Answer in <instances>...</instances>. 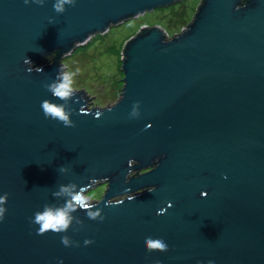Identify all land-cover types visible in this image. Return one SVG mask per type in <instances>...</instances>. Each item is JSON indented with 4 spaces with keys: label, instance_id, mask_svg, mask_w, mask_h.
Listing matches in <instances>:
<instances>
[{
    "label": "water",
    "instance_id": "water-1",
    "mask_svg": "<svg viewBox=\"0 0 264 264\" xmlns=\"http://www.w3.org/2000/svg\"><path fill=\"white\" fill-rule=\"evenodd\" d=\"M180 1L76 0L60 14L55 0H0V264H264V0H201L172 37L142 27L114 104L45 88L94 36ZM44 100L72 110L75 127L46 119ZM105 184L89 201L102 222L77 210L67 232L37 234L34 213L70 200L52 195L61 185ZM147 237L169 250L149 253Z\"/></svg>",
    "mask_w": 264,
    "mask_h": 264
},
{
    "label": "rangeland",
    "instance_id": "rangeland-1",
    "mask_svg": "<svg viewBox=\"0 0 264 264\" xmlns=\"http://www.w3.org/2000/svg\"><path fill=\"white\" fill-rule=\"evenodd\" d=\"M200 2L201 0H182L167 8H159L118 28L113 26L106 36L96 35L86 45L77 47L63 59L71 71L79 69L74 77V89L85 90L96 98L94 106L114 104L119 99L124 84L121 66L126 42L144 26H161L172 33V36L176 29L180 33L191 22ZM102 191L103 186H98L87 195L97 198Z\"/></svg>",
    "mask_w": 264,
    "mask_h": 264
},
{
    "label": "clouds",
    "instance_id": "clouds-1",
    "mask_svg": "<svg viewBox=\"0 0 264 264\" xmlns=\"http://www.w3.org/2000/svg\"><path fill=\"white\" fill-rule=\"evenodd\" d=\"M46 0H23V3L27 6L29 3H35L37 5L43 6ZM76 0H55L53 4V8L56 13H64L65 5L75 6ZM49 23H53L52 20ZM25 64L31 65L29 60L24 61ZM34 69L29 67L27 71L31 73ZM37 73H41V68H35ZM79 73V69L76 71H65L62 66L58 70L56 75V79L54 82L50 84H45V88L53 95V97L58 98L59 100L67 102L69 98H72L75 95L74 89V77ZM139 107V103L133 105L134 113L135 109ZM41 108L43 110V114L46 119H52L61 122L65 127H75V124L70 119V116L73 114L72 110L66 111L64 104H56L52 103L48 100H44L41 104ZM81 114L84 113V109L80 110ZM100 117V113H97V117ZM61 171H64L62 168ZM75 185L69 186H60L59 192H53L52 195L54 197H59L62 194H66L70 196V200H66L63 206H55V205H44L42 211H37L34 213V219L31 220V223L39 225L38 235H44L48 232L52 233H64L69 229L73 217L70 215L71 212L77 210H84L87 214V217L93 221L100 220L101 222L104 220V216L101 215L102 209L97 208V205L90 203L89 201L92 197L85 195L82 191H73ZM125 191H130V189H126ZM202 195H206L203 194ZM135 199L134 196L129 195L128 200L133 201ZM8 194L0 195V222H3L5 213L7 209L4 205L7 203ZM118 203L122 204L123 201H119ZM114 206L111 202H107L105 207ZM171 203L168 204V207H171ZM93 209H96L93 211ZM166 209L158 211V215L165 214ZM61 243L66 246H72L73 241L69 239L68 236H63L61 238ZM93 241L85 240V246L92 244ZM146 250L151 252H167L169 250L168 245L162 239H154L152 237H147L144 241ZM79 246L78 244L76 245ZM60 264H63V261H60ZM209 264H213L212 261H209Z\"/></svg>",
    "mask_w": 264,
    "mask_h": 264
},
{
    "label": "flooded vegetation",
    "instance_id": "flooded-vegetation-1",
    "mask_svg": "<svg viewBox=\"0 0 264 264\" xmlns=\"http://www.w3.org/2000/svg\"><path fill=\"white\" fill-rule=\"evenodd\" d=\"M84 95L87 97L88 103L90 104L89 107H91V104H92V103L95 104V99H96V98H93L92 96H90L86 91H85ZM92 107H93V106H92ZM101 186H103V191H102L101 195H100L99 197H97V198H92L91 200L96 201V200H99V199L102 198V196H103V194H104V192H105V190H106V186H107V185L105 184V185H101ZM121 198H122V197H117V198H114V200H119V199H121Z\"/></svg>",
    "mask_w": 264,
    "mask_h": 264
},
{
    "label": "trees",
    "instance_id": "trees-1",
    "mask_svg": "<svg viewBox=\"0 0 264 264\" xmlns=\"http://www.w3.org/2000/svg\"><path fill=\"white\" fill-rule=\"evenodd\" d=\"M182 18L184 19V13L182 14ZM174 21H175V20H174ZM168 22H170V21H168ZM175 22H176V21H175ZM169 26L172 27L170 24H169ZM109 31H110V30H109ZM139 32H141V30H139L138 33H139ZM167 32H168L169 36L172 37V33H170L168 30H167ZM174 33H175V35L178 34L177 29L174 31ZM100 35H104V34H100ZM173 36H174V35H173ZM130 40H131V39H129L128 41H130ZM128 41H127V42H128ZM127 42H126V44H127Z\"/></svg>",
    "mask_w": 264,
    "mask_h": 264
}]
</instances>
